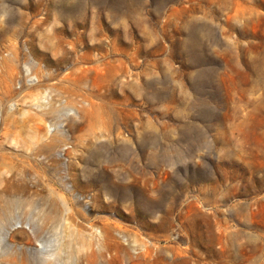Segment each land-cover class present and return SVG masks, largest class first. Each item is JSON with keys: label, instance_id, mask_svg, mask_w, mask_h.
Returning <instances> with one entry per match:
<instances>
[{"label": "rangeland", "instance_id": "obj_1", "mask_svg": "<svg viewBox=\"0 0 264 264\" xmlns=\"http://www.w3.org/2000/svg\"><path fill=\"white\" fill-rule=\"evenodd\" d=\"M90 251L264 264V0H0V264Z\"/></svg>", "mask_w": 264, "mask_h": 264}, {"label": "bare ground", "instance_id": "obj_2", "mask_svg": "<svg viewBox=\"0 0 264 264\" xmlns=\"http://www.w3.org/2000/svg\"><path fill=\"white\" fill-rule=\"evenodd\" d=\"M96 232L102 235L101 246H102L103 250H108V247L110 245V240H111L110 237H111V235H109V233H108V231L106 230L105 227H103V229H98V230L96 228ZM85 257H86L87 262L89 264H91L93 262L94 258H95V253L90 251V252L86 253Z\"/></svg>", "mask_w": 264, "mask_h": 264}]
</instances>
